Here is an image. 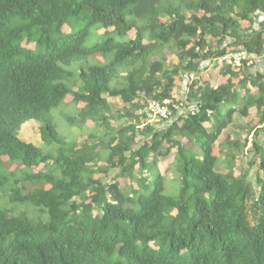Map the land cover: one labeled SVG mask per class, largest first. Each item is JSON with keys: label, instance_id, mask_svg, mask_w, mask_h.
Returning a JSON list of instances; mask_svg holds the SVG:
<instances>
[{"label": "trees", "instance_id": "1", "mask_svg": "<svg viewBox=\"0 0 264 264\" xmlns=\"http://www.w3.org/2000/svg\"><path fill=\"white\" fill-rule=\"evenodd\" d=\"M254 14L264 18V0H0V196L40 213L0 207V264H264V144L252 143L253 182L234 175V155L224 173L214 155L235 114L254 109L249 129L264 130V20L241 26ZM94 27L104 40L85 47ZM237 48L248 59L222 65L223 83L192 79L186 111L150 120L148 101L173 99L176 76L198 75ZM68 94L84 104L74 124H93L79 144L49 115ZM223 103L237 105L222 114ZM29 120L48 151L17 136ZM228 147L239 150L235 140ZM171 153L165 171L179 169L176 196L164 193L159 167ZM2 157L22 168L8 172Z\"/></svg>", "mask_w": 264, "mask_h": 264}, {"label": "rangeland", "instance_id": "2", "mask_svg": "<svg viewBox=\"0 0 264 264\" xmlns=\"http://www.w3.org/2000/svg\"><path fill=\"white\" fill-rule=\"evenodd\" d=\"M72 23H75L72 21ZM81 25V22H77L74 25V29H78V27ZM69 25L66 23L64 25V32H69L70 29L67 28ZM102 29H100L101 31ZM99 30H96L94 27L90 34L87 36V38L84 41V46L88 47L96 43L103 42L104 36L102 35V32ZM127 37L125 38V40ZM27 47L33 48V43H24ZM98 60H102V57H98ZM96 60L93 58V56H90L86 61H79V62H73L71 64L70 69H73L74 72L78 71L80 66H86L89 63H93ZM236 81V78H234V82ZM71 88L73 90L77 89L78 81L75 78L70 79L69 81ZM184 100L182 98L181 102ZM185 101V100H184ZM110 102L113 104V107H120L122 106L120 100L118 98H110ZM182 102V106H183ZM84 104L82 102H75L72 100L71 95H66L63 102L55 107L51 108L49 110V115L52 123L56 127L57 132L59 135H61L66 142L75 141L76 143H81V141L87 137L90 132H92V122L88 121L83 126V129L78 128L74 122L78 121L79 118V112ZM179 105V104H175ZM237 104L233 103H223L219 106V110L222 114L226 112V110ZM70 119H74L72 122ZM254 120V109L250 110V113L247 117H241L235 114L232 120V124L227 127L219 137L216 148L214 149V155L218 156L219 163H218V169L221 172H225V158L228 155H234L233 160V170L234 175H240L242 173L246 174V179L250 181H254L255 178V172H256V166L250 165V160L252 159L253 150H252V143L256 142L258 145L264 144V130L261 131V125H257L255 129H249L248 123L250 121ZM153 123H158V121H154ZM115 126V123L113 124ZM21 140L32 143L38 147H40L44 152L48 151L50 147L45 145L41 141L40 132H39V123L34 120H29L23 123L18 131L17 135ZM93 140V139H92ZM235 140L237 141V146L239 147V150L230 149L228 147V142ZM221 149L220 151L218 149ZM174 151V149L172 150ZM173 156V153L167 158L159 162L160 170L164 177V193L170 196H176L179 193L181 181H180V172L178 167L173 164L171 165V169H169L167 172L165 169L169 165V162L171 161ZM2 168L7 170L8 172L16 173L19 172L18 169H21L22 166L16 165V164H10L7 161L6 157H2ZM43 168V164H40L36 167H33L32 170L34 172L41 170ZM3 170V169H2ZM114 172H109L106 175H101L104 179V182H109L113 178ZM154 177H151L149 179V185L151 186V183L153 181ZM122 181V179L120 180ZM121 183V182H120ZM32 185H29V188H32ZM48 188L49 186L46 185ZM0 207H5L6 209L10 210L14 214L18 213H26L30 217H35L39 213V210L36 208H32L30 206L25 205H15L12 204L6 195L0 196Z\"/></svg>", "mask_w": 264, "mask_h": 264}, {"label": "crops", "instance_id": "3", "mask_svg": "<svg viewBox=\"0 0 264 264\" xmlns=\"http://www.w3.org/2000/svg\"><path fill=\"white\" fill-rule=\"evenodd\" d=\"M264 18L261 14H254L252 16V22L251 25L248 24L245 21H242L241 26L242 28H248L251 27L253 29H257L259 27V24L261 21H263ZM209 40H211L212 45H214V40L212 38H209ZM231 41V38L227 37L225 39V42L228 43ZM168 62H172V63H176L177 60L174 57V55H170L168 57ZM253 61V66H252V71H256V70H260L262 68V61L258 58H254L252 59ZM248 63H251V61H249ZM222 64L216 59V60H208L203 62L202 64V71L196 75V74H190L189 76L187 74H183V75H179L175 77V87L173 89L172 92V97L174 99L175 104H179L177 105V112L181 113L186 111V100H185V95L188 91V87H189V83L191 82L192 79L197 78L200 79V84H208V85H218L223 83L226 80V76L224 74H222V68H221ZM191 75L193 76L191 78ZM234 82V80H232ZM182 98H184V100L182 101L184 104L182 106ZM110 101V99H109ZM251 110V109H250ZM249 110V113H250ZM114 174V173H113Z\"/></svg>", "mask_w": 264, "mask_h": 264}, {"label": "built area", "instance_id": "4", "mask_svg": "<svg viewBox=\"0 0 264 264\" xmlns=\"http://www.w3.org/2000/svg\"><path fill=\"white\" fill-rule=\"evenodd\" d=\"M248 53L245 49H228L217 60L222 65H229L233 68L239 67L248 59ZM193 76L191 75V78ZM177 105L171 98H164L162 100H149L147 104V112L150 120L154 121H169L173 117V109H177ZM189 109V108H188ZM193 111V108H190Z\"/></svg>", "mask_w": 264, "mask_h": 264}]
</instances>
